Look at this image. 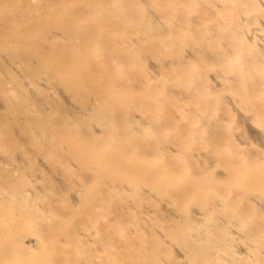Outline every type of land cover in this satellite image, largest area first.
Instances as JSON below:
<instances>
[{
    "label": "bare ground",
    "instance_id": "6f19581e",
    "mask_svg": "<svg viewBox=\"0 0 264 264\" xmlns=\"http://www.w3.org/2000/svg\"><path fill=\"white\" fill-rule=\"evenodd\" d=\"M0 264H264V0H0Z\"/></svg>",
    "mask_w": 264,
    "mask_h": 264
}]
</instances>
